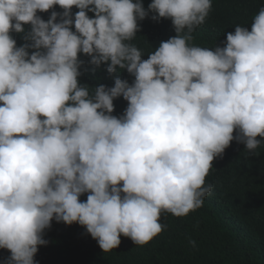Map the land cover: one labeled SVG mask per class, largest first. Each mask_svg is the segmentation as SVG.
Instances as JSON below:
<instances>
[{"label":"clouds","instance_id":"1","mask_svg":"<svg viewBox=\"0 0 264 264\" xmlns=\"http://www.w3.org/2000/svg\"><path fill=\"white\" fill-rule=\"evenodd\" d=\"M56 5L63 13L47 22L37 14ZM211 9L212 0H152L147 10L142 0H0L5 264H37L53 220L86 228L104 253L121 236L145 246L164 230L162 213L203 206L213 162L234 140L249 152L264 144V7L223 47L191 45ZM150 13L176 35L145 60L131 41ZM81 53L134 81L81 85ZM120 97L127 108L117 117Z\"/></svg>","mask_w":264,"mask_h":264},{"label":"trees","instance_id":"2","mask_svg":"<svg viewBox=\"0 0 264 264\" xmlns=\"http://www.w3.org/2000/svg\"><path fill=\"white\" fill-rule=\"evenodd\" d=\"M151 2L142 0L146 10ZM262 7L264 0H212L205 23L196 29L189 43L223 47L226 33L234 32L235 26L251 31L253 18ZM52 11L63 13L56 5L37 14L47 22ZM78 11L73 7V19ZM88 15L94 18V13ZM151 16L150 13L138 22L140 31L131 41L145 60L161 41L176 35L171 20L154 21ZM72 30L75 31L74 26ZM12 36L18 47L26 42L24 34L13 32ZM79 58L84 61L78 78L81 85L95 88L103 84L110 88L117 76L130 84L134 81L127 71L110 74L107 65L94 66L83 53ZM114 108L113 115H123L127 101L123 97L114 100ZM206 183L212 184L213 190L203 206L185 217L162 213L164 230L145 246L121 236L119 248L104 253L86 228L53 220L44 235L48 243L39 248L35 260L37 264H264V144L249 152L244 144L234 140L213 162ZM80 199L86 201L87 194ZM190 240L196 242L195 247ZM10 256L7 249L0 248V264H5Z\"/></svg>","mask_w":264,"mask_h":264}]
</instances>
